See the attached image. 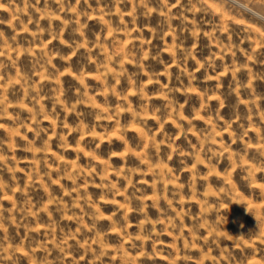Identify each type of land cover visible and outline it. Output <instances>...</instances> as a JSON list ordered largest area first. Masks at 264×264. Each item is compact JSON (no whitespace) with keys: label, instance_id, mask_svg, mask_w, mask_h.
I'll list each match as a JSON object with an SVG mask.
<instances>
[{"label":"rangeland","instance_id":"1","mask_svg":"<svg viewBox=\"0 0 264 264\" xmlns=\"http://www.w3.org/2000/svg\"><path fill=\"white\" fill-rule=\"evenodd\" d=\"M0 264H264V0H0Z\"/></svg>","mask_w":264,"mask_h":264}]
</instances>
